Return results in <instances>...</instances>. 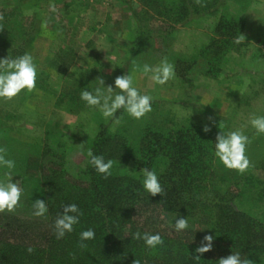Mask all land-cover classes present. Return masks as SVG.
I'll use <instances>...</instances> for the list:
<instances>
[{"label":"rangeland","instance_id":"obj_1","mask_svg":"<svg viewBox=\"0 0 264 264\" xmlns=\"http://www.w3.org/2000/svg\"><path fill=\"white\" fill-rule=\"evenodd\" d=\"M210 5H216L211 13L177 25L176 19L157 15L139 0H0V14L15 9L30 31L23 50L22 42L13 44L12 55L29 53L37 66L33 91L22 90L11 100H0V146L15 161L11 170L0 168V181L10 172L11 182L19 181L23 189L19 206L8 213L45 220L32 215V203L44 199L40 165L51 159L62 162L75 177L100 128L109 126L116 132L123 126L127 132L131 126L126 116L130 123L139 124V130L147 124L209 128L222 122V132L242 131L251 141L246 155L253 165L243 174L264 187V134H257L250 124L252 116H264V0H210ZM221 13L242 21L232 42L221 43L215 30ZM44 20H48L46 29L41 27ZM241 35L245 39L237 43ZM4 49L7 53L0 42V59L6 57ZM164 57L175 66V77L166 84H154L140 72L134 76L140 93L153 98L151 112L141 119L123 110V121L116 124L80 99L81 89L94 91L99 86L98 77L104 79V87L115 90V78L131 74L134 63L155 66ZM69 87L76 89L77 100L59 102L61 92ZM140 133L134 129L130 135L136 139ZM46 147L54 152L44 154ZM176 217L184 216L154 211L148 222L166 234L201 232L190 217H184L189 227L176 232ZM207 229L200 233L202 237L213 232Z\"/></svg>","mask_w":264,"mask_h":264},{"label":"trees","instance_id":"obj_2","mask_svg":"<svg viewBox=\"0 0 264 264\" xmlns=\"http://www.w3.org/2000/svg\"><path fill=\"white\" fill-rule=\"evenodd\" d=\"M174 1L168 5L161 0H139L157 15L176 19L177 25L211 13L216 6L210 0H202L203 7L195 0ZM3 17L0 42L8 48L5 56L15 57L13 44L22 42L23 50L30 31L15 9ZM241 25L240 19L221 13L215 25L221 43L232 42ZM64 100L76 101V89L65 88L59 102ZM115 115L121 118L123 109ZM126 122L131 126L126 128L129 133L123 126L116 132L102 126L88 147L105 161H114L107 179L87 156L75 177L62 162L51 159L40 165L48 208L45 220L0 213V264H133L134 260L140 264H216L237 252L264 264V187L253 176L227 169L214 155L216 136L224 130L222 122L208 132L195 124L167 128L147 124L139 130V124L130 123L127 116ZM134 129L141 131L136 139L131 136ZM51 150L44 148V154L51 155ZM143 168L156 172L164 189L161 196L144 190ZM68 204H76L82 215L70 233L57 239L52 225ZM154 211L194 218L201 232L212 228L213 232H207L214 238L212 250L195 261V250L204 238L201 232L166 234L148 222ZM88 229L95 231V238L81 241L80 233ZM137 231L159 233L164 243L146 247L143 240L132 238ZM81 243L86 247H80Z\"/></svg>","mask_w":264,"mask_h":264},{"label":"clouds","instance_id":"obj_3","mask_svg":"<svg viewBox=\"0 0 264 264\" xmlns=\"http://www.w3.org/2000/svg\"><path fill=\"white\" fill-rule=\"evenodd\" d=\"M197 5L205 6L202 0H195ZM51 11L56 10L54 4H50ZM4 17L0 14V21ZM42 28L48 27V20H44L41 24ZM0 29L3 25L0 24ZM245 37L241 35L237 38V43L244 40ZM75 71V69H72ZM137 72L147 76L154 84L164 85L169 80L175 77V66L170 63L167 57H164L159 64L151 66L147 63L143 65L133 64L132 73L119 75L114 80L115 90L112 86L104 87V79L98 77L96 80L99 83L94 91L81 89L80 99L86 103L87 106L98 108L104 118H112L114 123L121 122L119 117H116L118 110L123 109L131 118L141 119L147 113L151 112L152 97L147 94H141L137 87L134 86V76ZM37 80V66L34 63V58L31 54L25 53L20 56L11 57L6 56L0 59V100H11L16 97L22 90L31 92L36 87ZM250 124L255 129L257 134H264V116H252ZM204 132L210 131L206 126ZM249 137L243 134L240 130L222 132L216 136L214 145V155L222 163L224 167L230 170H236L238 173H245L250 167H253L251 161L246 155V146L250 143ZM81 154L85 153L84 144L78 146ZM86 156L89 158L88 162L94 169L107 179L111 175V169L114 161L108 159L105 161L103 156H97L89 148L86 150ZM15 161L7 158V149L0 146V168L13 169ZM143 175V188L151 196L162 195L164 189L162 188L158 176L154 170L147 168L141 169ZM5 179L0 181V213L5 211L13 212L19 206L20 198L23 189L20 182H11L12 175L10 172H5ZM63 212L58 213L52 228L57 239H61L66 233L73 230V226L79 223V217L82 212L76 204H68L62 206ZM48 212L46 202L43 200H35L32 203V215L35 217H43ZM189 227L188 219L179 217L175 219L174 229L176 232H181ZM95 238V231L88 229L80 233V240L86 241ZM133 239L143 240L146 247L155 248L164 243L163 238L157 234L143 233L139 231L133 234ZM213 236L205 235L201 245L195 250V261H199L200 255L212 250ZM80 247H86V244L81 243ZM29 253L33 251L31 247L27 249ZM133 264H140L139 260H134ZM216 264H255L253 260L247 257H242L239 252L232 253L226 257L220 258Z\"/></svg>","mask_w":264,"mask_h":264}]
</instances>
